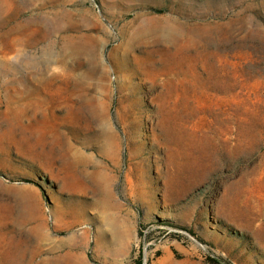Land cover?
Masks as SVG:
<instances>
[{
	"label": "rangeland",
	"instance_id": "374dc122",
	"mask_svg": "<svg viewBox=\"0 0 264 264\" xmlns=\"http://www.w3.org/2000/svg\"><path fill=\"white\" fill-rule=\"evenodd\" d=\"M0 264H264V0H0Z\"/></svg>",
	"mask_w": 264,
	"mask_h": 264
}]
</instances>
